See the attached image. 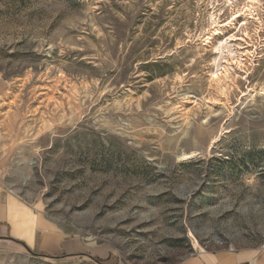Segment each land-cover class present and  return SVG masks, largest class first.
Segmentation results:
<instances>
[{"label":"rangeland","instance_id":"374dc122","mask_svg":"<svg viewBox=\"0 0 264 264\" xmlns=\"http://www.w3.org/2000/svg\"><path fill=\"white\" fill-rule=\"evenodd\" d=\"M0 184L126 264L264 253V0H0Z\"/></svg>","mask_w":264,"mask_h":264},{"label":"crops","instance_id":"0c3cea01","mask_svg":"<svg viewBox=\"0 0 264 264\" xmlns=\"http://www.w3.org/2000/svg\"><path fill=\"white\" fill-rule=\"evenodd\" d=\"M0 264H126L108 242L62 231L0 184ZM179 264H264L250 250L197 251Z\"/></svg>","mask_w":264,"mask_h":264}]
</instances>
